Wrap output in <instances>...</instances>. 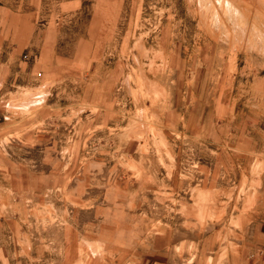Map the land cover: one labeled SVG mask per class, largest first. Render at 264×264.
<instances>
[{"label":"rangeland","instance_id":"374dc122","mask_svg":"<svg viewBox=\"0 0 264 264\" xmlns=\"http://www.w3.org/2000/svg\"><path fill=\"white\" fill-rule=\"evenodd\" d=\"M230 1L0 0V264H264V0Z\"/></svg>","mask_w":264,"mask_h":264},{"label":"bare ground","instance_id":"6f19581e","mask_svg":"<svg viewBox=\"0 0 264 264\" xmlns=\"http://www.w3.org/2000/svg\"><path fill=\"white\" fill-rule=\"evenodd\" d=\"M199 1H200L201 5H204V7L206 9V12L205 13H207V17H206L205 25H206V29L208 31L214 32L216 30H223L226 27V24H224L225 23V18L232 20L234 22V27L240 28L241 31L242 30H245V26L243 25L244 23H241L240 22V19H239L240 17L238 18V15H240V12H239L240 9H238V7H236L230 0H219V4L222 7L221 9H222V12H223V16L224 17L220 14V12L218 10V7H217L218 4H217V2L214 1V3H212V2H209V0H199ZM201 8L203 10V7L202 6H201ZM244 14H246V13H244ZM243 18H241V19H243ZM252 28H253V26H252ZM241 31H239V33ZM215 37H216V35H215Z\"/></svg>","mask_w":264,"mask_h":264}]
</instances>
